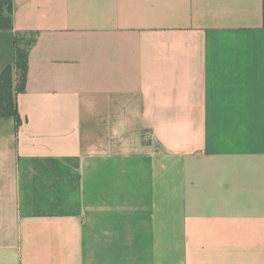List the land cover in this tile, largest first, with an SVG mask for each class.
<instances>
[{
    "label": "crops",
    "instance_id": "0c3cea01",
    "mask_svg": "<svg viewBox=\"0 0 264 264\" xmlns=\"http://www.w3.org/2000/svg\"><path fill=\"white\" fill-rule=\"evenodd\" d=\"M13 8L0 264H264V0Z\"/></svg>",
    "mask_w": 264,
    "mask_h": 264
},
{
    "label": "trees",
    "instance_id": "16d2710c",
    "mask_svg": "<svg viewBox=\"0 0 264 264\" xmlns=\"http://www.w3.org/2000/svg\"><path fill=\"white\" fill-rule=\"evenodd\" d=\"M13 11V0H0V30L13 29ZM36 39V31L17 32L14 61L0 75V117H13L17 124V97L26 90L29 53Z\"/></svg>",
    "mask_w": 264,
    "mask_h": 264
}]
</instances>
